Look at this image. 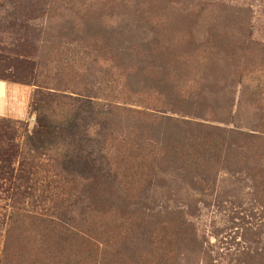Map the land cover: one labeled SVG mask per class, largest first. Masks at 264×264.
<instances>
[{
    "label": "rangeland",
    "instance_id": "rangeland-1",
    "mask_svg": "<svg viewBox=\"0 0 264 264\" xmlns=\"http://www.w3.org/2000/svg\"><path fill=\"white\" fill-rule=\"evenodd\" d=\"M3 120L0 264H264V0H0Z\"/></svg>",
    "mask_w": 264,
    "mask_h": 264
},
{
    "label": "trees",
    "instance_id": "trees-1",
    "mask_svg": "<svg viewBox=\"0 0 264 264\" xmlns=\"http://www.w3.org/2000/svg\"><path fill=\"white\" fill-rule=\"evenodd\" d=\"M35 99V104H34ZM56 101L55 98H51L49 96L44 95L43 93H36L33 98L34 108L37 107V109L32 108V112L41 111L42 108H47L48 102H54ZM33 106V105H31ZM199 117L201 115H198ZM45 118H38V123L36 124V128L33 130V134L30 138H28V141L34 142L38 139V137L44 133V134H52L55 133L52 128L50 122L44 120ZM185 125H195L196 127L192 131L198 134H206L207 131H205L204 127L201 124H190L188 122H183ZM5 125V126H4ZM11 126L10 121H2L0 122V177L1 180L3 179L4 182L9 183V187L7 189H4L6 192H12V186H13V180L16 178V180L23 179L21 177L23 171L20 170V163H18V169L16 170L13 165L15 161L20 157V152H18V148L16 145H14V140L11 139L10 136L7 135L6 128L8 129ZM43 143H41L38 146L34 145V151L35 153H38L40 149H42ZM15 172L17 174H15ZM19 174V175H18ZM2 187V186H1ZM0 187V188H1ZM11 199V194H10Z\"/></svg>",
    "mask_w": 264,
    "mask_h": 264
}]
</instances>
